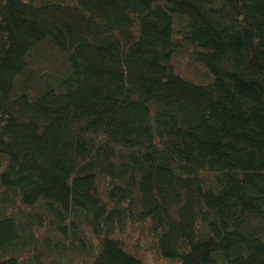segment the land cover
<instances>
[{
	"label": "trees",
	"instance_id": "1",
	"mask_svg": "<svg viewBox=\"0 0 264 264\" xmlns=\"http://www.w3.org/2000/svg\"><path fill=\"white\" fill-rule=\"evenodd\" d=\"M0 264H264V0H0Z\"/></svg>",
	"mask_w": 264,
	"mask_h": 264
},
{
	"label": "rangeland",
	"instance_id": "2",
	"mask_svg": "<svg viewBox=\"0 0 264 264\" xmlns=\"http://www.w3.org/2000/svg\"><path fill=\"white\" fill-rule=\"evenodd\" d=\"M141 246H142V243H139V248H141ZM149 259V258H148ZM161 263V262H160Z\"/></svg>",
	"mask_w": 264,
	"mask_h": 264
}]
</instances>
